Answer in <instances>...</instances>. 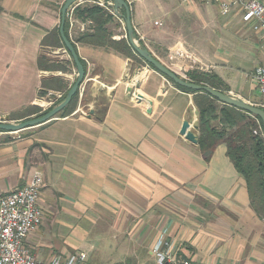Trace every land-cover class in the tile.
Here are the masks:
<instances>
[{
    "label": "crops",
    "instance_id": "0c3cea01",
    "mask_svg": "<svg viewBox=\"0 0 264 264\" xmlns=\"http://www.w3.org/2000/svg\"><path fill=\"white\" fill-rule=\"evenodd\" d=\"M66 1L0 0V117L43 109L45 79L75 83L73 67L63 74L38 66L41 56L71 60L61 48L43 46L60 28ZM126 1L137 41L155 57L183 54L200 64L191 70L217 75L228 95L264 109L250 78L264 66V35L243 22L240 8L224 16L219 1ZM111 15L116 26L105 28L113 39L128 38L122 12ZM77 50L86 77L75 111L0 141V196L24 187L36 171L45 180L43 223L26 247L41 261L84 252L89 264H100L95 237L111 235L122 249L130 240L129 256L154 258L165 235L181 257L200 264H264V219L226 143L202 151L196 94L113 50L81 43ZM186 121L192 126L183 135Z\"/></svg>",
    "mask_w": 264,
    "mask_h": 264
},
{
    "label": "trees",
    "instance_id": "16d2710c",
    "mask_svg": "<svg viewBox=\"0 0 264 264\" xmlns=\"http://www.w3.org/2000/svg\"><path fill=\"white\" fill-rule=\"evenodd\" d=\"M121 12L124 18L126 11L123 9ZM76 16L84 21H92L95 28V31L93 29L94 33L80 36L73 41L69 36V22L68 17H66L65 35L76 52L78 51L77 44L81 43L113 50L140 65H149L135 53L128 38H122L119 41L113 39L112 35L105 28L108 23L114 20V16L111 15L108 9L96 6H85L77 9ZM141 45L145 47L143 44ZM43 46L61 49L65 48L60 35V28L55 29L45 37ZM51 61L52 60L48 59L46 56H41L38 61L39 69L45 72H61L63 74L68 73L72 67L76 69L73 59L58 60L54 63ZM80 61L86 70V63L81 59ZM149 67L157 71L152 65H149ZM187 77L190 82L197 85L210 87L223 93L229 91L228 87L215 74L197 70L187 72ZM171 82L175 84L173 81ZM72 86L69 87L65 81L60 78L45 79L42 82L40 96L44 97L51 91L64 93V98L60 101V103H62L66 99ZM175 86L184 92L196 94V105L199 109L200 132L198 142L202 151L204 153L210 152L215 149L219 142L226 143L229 158L248 184L252 205L259 217L264 219V212L254 205V198L257 196L258 192H260L259 196L264 204V127L262 121L257 117H252L228 105L222 104L221 107H217L216 103H219V101L205 92L193 91L180 87L177 84H175ZM78 100L79 92H77L71 103L59 115L61 117L71 115L76 109ZM40 105H42L41 107H43V109L30 107L20 114L12 115L10 118L14 121L29 120V116L41 118L53 109L43 111L45 106H43L42 102ZM23 115L28 116V118H19ZM216 123H218L219 126H216ZM6 140L12 139L9 138Z\"/></svg>",
    "mask_w": 264,
    "mask_h": 264
},
{
    "label": "built area",
    "instance_id": "2783aa9c",
    "mask_svg": "<svg viewBox=\"0 0 264 264\" xmlns=\"http://www.w3.org/2000/svg\"><path fill=\"white\" fill-rule=\"evenodd\" d=\"M213 1H219L224 16L228 15L231 9L240 8L243 22L251 25L253 31L264 35V0H183L187 4H208ZM112 3L105 0H78L67 13L70 38L74 41L77 35L93 32L94 29L92 21L77 18V9L96 6L106 8L110 13L117 15L110 7ZM62 53L71 58L66 48L62 49ZM146 66L149 67V65ZM75 77L77 79V73ZM250 78L259 95L264 98V66L257 67ZM48 95L55 96V100L46 104L42 102L45 109L55 104L56 107L57 103L64 98V93ZM82 114L87 115V113ZM0 119L1 123L6 117H0ZM18 133L0 132V134L8 135L10 139H20L21 136H13ZM44 187V177L40 171H36L24 187L0 196V264H89L88 255L84 252L66 258L57 257L46 262L39 260L26 247L25 243L29 235L38 230L43 223V211L39 200ZM152 254L156 264H200L181 257L175 240H169L165 235L158 240Z\"/></svg>",
    "mask_w": 264,
    "mask_h": 264
},
{
    "label": "water",
    "instance_id": "95a60500",
    "mask_svg": "<svg viewBox=\"0 0 264 264\" xmlns=\"http://www.w3.org/2000/svg\"><path fill=\"white\" fill-rule=\"evenodd\" d=\"M77 1L78 0H67L61 11L60 35H61L63 44L66 50L69 52L71 59H73L76 65V69H77V79L74 85L71 87L70 91L68 92L66 99L41 118H35V119H31L28 121L14 124L12 123V120L10 117H6L5 121L0 123V132L18 133V132H23V131L36 128L38 126L51 122L71 103V101L73 100L77 92L80 91V88L85 82L86 70L80 61L78 53L76 52L75 48L73 47V45L71 44V42L67 39L65 35V23H66V17H67L68 10ZM112 2L113 3L110 5V7L114 9L117 15H121V11L123 9L126 11V14L124 15V19H125V23L127 27L128 40L130 42L131 47L135 51V53L141 59H143L147 64L152 65L159 73H161L163 76L170 79L171 81H173L175 84L179 85L180 87L187 88V89L197 91V92H205L224 105L237 108L252 117L259 118L262 121L263 127H264V109L251 105L250 103H247L241 99L233 97L232 95H228L226 93L217 91L210 87L197 85L193 82L185 80L181 78L178 74L170 70L167 66H165L146 47H143V48L140 47L135 37V30L132 24L131 7L129 3L126 0H112ZM131 70H132V67L130 66L127 77ZM93 114L94 113L92 112L90 116H92ZM190 126H192V124L186 121L182 127L181 133L183 135L186 134ZM194 129L198 130L199 126L194 125ZM187 137L193 139L194 141H197V138H198L197 135H195V133L190 132V131Z\"/></svg>",
    "mask_w": 264,
    "mask_h": 264
},
{
    "label": "rangeland",
    "instance_id": "374dc122",
    "mask_svg": "<svg viewBox=\"0 0 264 264\" xmlns=\"http://www.w3.org/2000/svg\"><path fill=\"white\" fill-rule=\"evenodd\" d=\"M107 1V0H105ZM110 2L112 0H109ZM107 1V2H109ZM65 4V3H64ZM63 4V6H64ZM115 20L112 21V26L113 28H115L116 26ZM119 33V32H118ZM138 45L140 47L143 48V46L138 42ZM159 58L158 60H161V62H163V64L165 66H167L170 70H172L173 72H175L176 74H178L181 78L188 80L189 78L187 77V72H193L195 71L194 69H196V67H198V65L200 66V64L196 65L194 64V62L191 61L190 58H184L183 54L181 55H176V57H174L168 50H162L159 51V54L156 55ZM194 61V60H193ZM179 62V63H178ZM136 64H138L137 62L133 61V65L137 66ZM141 65H139L140 68ZM145 66V65H144ZM190 66L193 67L194 69L191 70ZM226 94H228V92H226ZM55 100V96H50V95H45L43 97V99L41 100V102H45L46 103H52ZM242 100V99H241ZM258 103H261V105H264V100H259L257 101ZM59 104V103H57ZM56 105V104H55ZM55 105L51 106L49 109H52L55 107ZM217 107H221L222 104L216 103ZM251 105H254V103H251ZM257 107H260L258 105H254ZM262 108V107H260ZM46 109V111H48ZM36 117H31L29 118V120L31 119H35ZM1 120V119H0ZM24 121H28L26 119L24 120H20V121H14L12 120V123L17 124L20 122H24ZM31 131H33L32 129L20 132L18 134H15L13 136H23L26 133H30ZM8 135L5 134H0V141H4L8 138ZM260 192L257 193V196L254 198V205L256 208H258L259 210H262L264 212V204L263 201L261 199V197L259 196ZM96 238H99L98 240H96ZM130 240H124L123 244L124 248L122 249V246H119L118 243L121 242V240L116 239L114 237H111V235H104L102 237H95L94 242L97 244L98 242V247H100L99 250L96 251V255L100 258V264H142L143 260L144 264H156L155 263V259L153 257L150 256H146V257H142V256H129L128 253L131 252V250H128L126 247V243H128ZM118 246H117V245ZM124 254V255H123Z\"/></svg>",
    "mask_w": 264,
    "mask_h": 264
}]
</instances>
